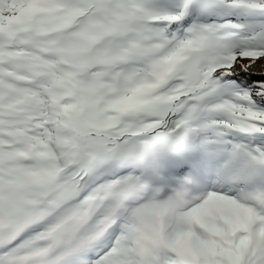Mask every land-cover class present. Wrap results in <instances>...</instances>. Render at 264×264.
<instances>
[{
	"label": "snow or ice",
	"instance_id": "1",
	"mask_svg": "<svg viewBox=\"0 0 264 264\" xmlns=\"http://www.w3.org/2000/svg\"><path fill=\"white\" fill-rule=\"evenodd\" d=\"M0 264H264V0H0Z\"/></svg>",
	"mask_w": 264,
	"mask_h": 264
},
{
	"label": "rangeland",
	"instance_id": "2",
	"mask_svg": "<svg viewBox=\"0 0 264 264\" xmlns=\"http://www.w3.org/2000/svg\"><path fill=\"white\" fill-rule=\"evenodd\" d=\"M255 70V69H254Z\"/></svg>",
	"mask_w": 264,
	"mask_h": 264
}]
</instances>
